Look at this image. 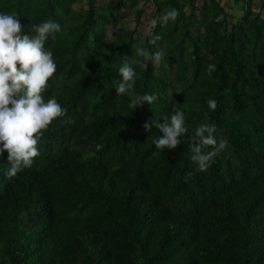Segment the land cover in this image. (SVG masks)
I'll return each mask as SVG.
<instances>
[{"label": "trees", "instance_id": "obj_1", "mask_svg": "<svg viewBox=\"0 0 264 264\" xmlns=\"http://www.w3.org/2000/svg\"><path fill=\"white\" fill-rule=\"evenodd\" d=\"M77 1L0 0L25 34L61 25L45 44L57 70L43 95L66 109L43 131L31 167L7 178L0 154V264H264V0H246L238 19L220 0H147L151 20L170 8L178 18L144 39L122 27L110 41L120 7L87 0L74 13ZM135 46L165 56L133 65L135 93L156 96L133 109L115 87ZM173 109L188 133L157 154L163 133L143 126L163 124ZM202 123L227 140L205 172L189 141Z\"/></svg>", "mask_w": 264, "mask_h": 264}, {"label": "clouds", "instance_id": "obj_2", "mask_svg": "<svg viewBox=\"0 0 264 264\" xmlns=\"http://www.w3.org/2000/svg\"><path fill=\"white\" fill-rule=\"evenodd\" d=\"M178 16L179 11L170 8L161 17L153 19L151 26L155 28L158 22H174ZM61 30L59 23L48 20L33 25L32 33L25 34L18 16L0 13V154L5 151L8 154L7 178L32 166L34 158L40 155L37 145L43 131L66 114V109L55 97L45 100L43 95L57 70L53 53L45 48V44L50 37L55 39ZM160 39V35H154L149 43L155 45ZM164 56L163 50L151 52L148 48L135 46V58L125 57L118 68L122 79L115 87L117 96H129L133 109L145 103L151 105L156 100L155 95L135 93L133 65L146 68V62L160 64ZM215 69L216 65L209 64L208 74ZM207 104L209 109L216 110V100L209 99ZM163 121L160 124L151 119L143 126L146 132L156 127L163 133L153 141L157 154L165 149H176L182 142L180 138L188 133L184 112L179 109H173L170 117ZM214 133L215 125L202 123L189 137L191 160L198 171H207L214 158L227 147V140L221 138L218 141Z\"/></svg>", "mask_w": 264, "mask_h": 264}, {"label": "rangeland", "instance_id": "obj_3", "mask_svg": "<svg viewBox=\"0 0 264 264\" xmlns=\"http://www.w3.org/2000/svg\"><path fill=\"white\" fill-rule=\"evenodd\" d=\"M138 1V7L145 9V12L142 16V23L137 25L135 23V6L134 2ZM223 5L226 7L233 19H238L244 12V7L246 5V0H220ZM115 7L118 5L120 7V18L115 20L113 24L109 25L107 32V39L113 40L115 38V33L122 27L126 28H137L140 36L144 39L145 32L151 26V19L147 15L152 10V5L147 0H104L105 4L110 3ZM256 5H259L262 0H254ZM87 5V0H78L77 3L73 6L74 13L79 12L82 8H85ZM189 9V7H188Z\"/></svg>", "mask_w": 264, "mask_h": 264}]
</instances>
